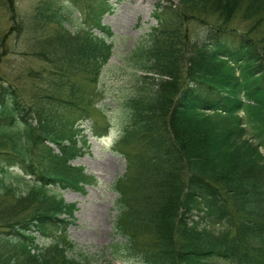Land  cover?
Segmentation results:
<instances>
[{"label":"trees","instance_id":"trees-1","mask_svg":"<svg viewBox=\"0 0 264 264\" xmlns=\"http://www.w3.org/2000/svg\"><path fill=\"white\" fill-rule=\"evenodd\" d=\"M8 1L10 28L34 31L30 48L52 67L29 72L43 87L27 100L0 78V194L15 198L0 209V264H92L70 255L77 206L60 189L85 191L91 175L72 161L85 153L86 129L101 136L111 126L92 113L106 115L99 85L114 32L102 18L112 5L39 0L25 18ZM152 15L125 61L133 86L115 146L126 171L114 223L125 241L114 252L146 264H264V0H158ZM37 146L45 164L33 161ZM4 152L30 171L23 186Z\"/></svg>","mask_w":264,"mask_h":264},{"label":"rangeland","instance_id":"rangeland-1","mask_svg":"<svg viewBox=\"0 0 264 264\" xmlns=\"http://www.w3.org/2000/svg\"><path fill=\"white\" fill-rule=\"evenodd\" d=\"M13 1L16 11L25 18L30 17L31 11L39 2V0ZM157 2L158 0H110L111 13H104L102 18L104 23L112 26L114 32L112 36L114 54L109 65L106 66L99 85V93L102 94L98 98L101 97L100 103L106 106V115L102 116L94 112L92 118L104 121L108 117L112 129L109 135L101 138L90 135L85 153L72 162L75 165L85 166L87 173L93 174L94 178L91 184L86 186V190L60 189L62 197L67 202L77 203L78 207L75 212L77 220L70 224L68 229L69 237L76 244L70 255L76 257L81 254L87 255L92 264H106L112 259L115 260L112 264H146L131 257L129 251L114 252L113 244L125 241L117 236L114 230L119 193L113 186L125 172V160L122 155L113 152V144L120 128L123 100L133 86V69L125 62L128 58L126 55L145 40L149 26L155 24L152 12ZM79 3L69 4L77 16H80ZM80 23L83 26L90 25L86 18H83ZM240 23L237 17L235 25L237 24L238 28L243 27ZM12 24L10 2L0 0V35H7L2 50L5 54L0 57V78L3 81L15 83L20 88L23 98L27 100L33 95L36 87H43L41 83L36 82L37 78L32 79L29 72L32 69L43 70L46 66L52 67V64L45 59L40 60L39 56L31 50L30 47L34 43L32 40L34 31L31 33L26 30L15 31L10 28ZM192 26L196 29L202 27L194 23ZM79 122L82 126L88 124L86 120ZM42 155H44L42 147L37 146L33 151V161L45 164L46 161L42 160ZM1 158L5 163L8 162L7 159L14 160V157L7 152H4ZM20 164V159L16 158L12 164L10 180L23 186L22 177L32 179V175L28 174L30 171L25 170ZM13 201H15L13 197H6V200H3L0 194V209L4 207V204ZM206 222L207 220L204 219L201 225ZM41 243H49V240L43 239ZM218 264L227 263L219 261Z\"/></svg>","mask_w":264,"mask_h":264}]
</instances>
